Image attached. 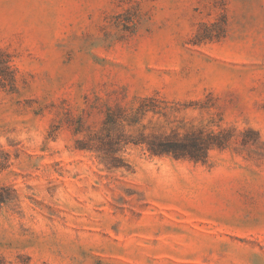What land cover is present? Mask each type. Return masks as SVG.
Segmentation results:
<instances>
[{"label": "rangeland", "instance_id": "1", "mask_svg": "<svg viewBox=\"0 0 264 264\" xmlns=\"http://www.w3.org/2000/svg\"><path fill=\"white\" fill-rule=\"evenodd\" d=\"M0 48V264H264V0H0ZM145 97L146 133L226 147L112 166L105 122Z\"/></svg>", "mask_w": 264, "mask_h": 264}, {"label": "trees", "instance_id": "2", "mask_svg": "<svg viewBox=\"0 0 264 264\" xmlns=\"http://www.w3.org/2000/svg\"><path fill=\"white\" fill-rule=\"evenodd\" d=\"M18 68L13 63V55L6 49L0 48V93L18 92L17 87ZM158 108L154 97H145L142 102L130 114L119 118L111 114L105 122L108 136L107 150L110 152L112 166L123 165V158L117 155L121 141L125 143L144 144L147 151L154 156L172 155L176 159H190L195 162L206 161L213 148L223 149L229 139L228 131L206 129L205 127L191 126L185 132L180 127L168 131L146 133L145 125H140L141 119L149 112ZM127 126H137V138L130 139L125 134ZM6 167L5 162L0 161V171ZM15 189L6 184H0V211L14 199Z\"/></svg>", "mask_w": 264, "mask_h": 264}]
</instances>
